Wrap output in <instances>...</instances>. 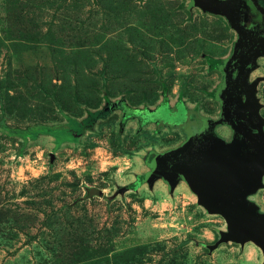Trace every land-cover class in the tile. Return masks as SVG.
<instances>
[{
  "label": "rangeland",
  "instance_id": "rangeland-1",
  "mask_svg": "<svg viewBox=\"0 0 264 264\" xmlns=\"http://www.w3.org/2000/svg\"><path fill=\"white\" fill-rule=\"evenodd\" d=\"M190 2L0 0V264H264L252 241L208 248L226 222L183 173L173 190L162 177L133 188L151 152L183 144L182 127L107 109L122 98L129 115L148 114L164 83L170 107L220 117L210 92L222 74L209 59L229 56L237 32ZM255 9L242 0L239 12L258 40ZM255 80L264 118V54L248 68L247 86ZM213 133L234 145L230 126ZM249 199L264 213V186Z\"/></svg>",
  "mask_w": 264,
  "mask_h": 264
},
{
  "label": "water",
  "instance_id": "water-1",
  "mask_svg": "<svg viewBox=\"0 0 264 264\" xmlns=\"http://www.w3.org/2000/svg\"><path fill=\"white\" fill-rule=\"evenodd\" d=\"M251 1L264 14L258 0ZM241 2L191 0L190 6L225 17L237 32L229 56L210 62L212 69L222 73L220 86L210 92L220 103V117L216 120L202 117L198 107L190 110L183 100L174 108L166 102L154 111L147 110L148 114L137 116L140 126L156 123L158 131L166 126L182 127L187 139L169 152H151L147 158L151 170L141 175L133 188L145 182L151 185L162 177L173 190L177 175L183 173L197 195L198 204L208 213L220 214L226 222V230H220L218 240L208 248L212 251L229 241L240 244L252 241L264 254V213H259L258 206L249 199L264 186V118L255 95L258 81L249 87L246 84L249 66L264 54V36L253 44L254 36L241 22ZM241 90L248 98L245 106L240 100ZM217 125H228L234 130L233 146L213 133Z\"/></svg>",
  "mask_w": 264,
  "mask_h": 264
},
{
  "label": "trees",
  "instance_id": "trees-1",
  "mask_svg": "<svg viewBox=\"0 0 264 264\" xmlns=\"http://www.w3.org/2000/svg\"><path fill=\"white\" fill-rule=\"evenodd\" d=\"M212 60H213L212 58L209 59V66H210V62H211ZM210 67H211V66H210ZM162 87H163L162 93H163V96H164L163 103H166V102H168V101H167V97H166L167 86L164 85V83H163V86H162ZM163 103H162V104H163ZM107 105L109 106V107H107L108 111H112V110H114V109H119V110H121V111L123 112V115H124L125 119L128 118V117L139 116L140 114H143V113H140V114H136V115H129L128 111H129L130 109H133V108H131V107L125 102V100L122 99V98L119 99V100H117V101H115V102H110L109 100H107ZM137 109H138V108H137ZM144 110H147V109H144ZM88 116H89V113H88V115H87L86 117H84L80 122H78V124L84 122L85 119H86ZM94 122H95V121H94ZM94 122H90V123L85 124L84 126H82L81 129H80L81 131H79L76 135H77V136L80 135L85 127L92 125ZM79 126H80V125H79ZM74 130H75V129H74Z\"/></svg>",
  "mask_w": 264,
  "mask_h": 264
},
{
  "label": "flooded vegetation",
  "instance_id": "flooded-vegetation-1",
  "mask_svg": "<svg viewBox=\"0 0 264 264\" xmlns=\"http://www.w3.org/2000/svg\"><path fill=\"white\" fill-rule=\"evenodd\" d=\"M256 10V9H255ZM264 19V18H263ZM259 40V39H258ZM258 40H254V43L253 44H255V42H257ZM253 44H252V46H253ZM262 53H263V51H262ZM222 74V73H221ZM222 80V79H221Z\"/></svg>",
  "mask_w": 264,
  "mask_h": 264
}]
</instances>
